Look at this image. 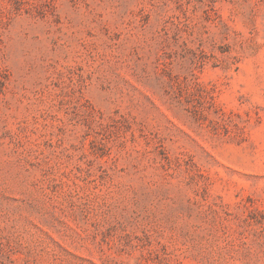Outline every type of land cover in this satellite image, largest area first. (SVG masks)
<instances>
[{
  "label": "rangeland",
  "instance_id": "1",
  "mask_svg": "<svg viewBox=\"0 0 264 264\" xmlns=\"http://www.w3.org/2000/svg\"><path fill=\"white\" fill-rule=\"evenodd\" d=\"M0 264H264V0H0Z\"/></svg>",
  "mask_w": 264,
  "mask_h": 264
}]
</instances>
